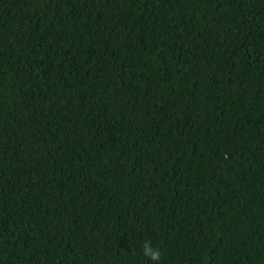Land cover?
I'll return each instance as SVG.
<instances>
[{
  "label": "trees",
  "instance_id": "trees-1",
  "mask_svg": "<svg viewBox=\"0 0 264 264\" xmlns=\"http://www.w3.org/2000/svg\"><path fill=\"white\" fill-rule=\"evenodd\" d=\"M0 264H264V0H0Z\"/></svg>",
  "mask_w": 264,
  "mask_h": 264
},
{
  "label": "clouds",
  "instance_id": "clouds-1",
  "mask_svg": "<svg viewBox=\"0 0 264 264\" xmlns=\"http://www.w3.org/2000/svg\"><path fill=\"white\" fill-rule=\"evenodd\" d=\"M142 251L145 257L158 262L161 259V249L159 247H153L150 240H146L142 245Z\"/></svg>",
  "mask_w": 264,
  "mask_h": 264
}]
</instances>
